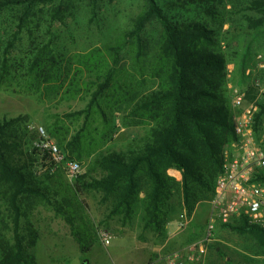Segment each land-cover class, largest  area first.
Returning a JSON list of instances; mask_svg holds the SVG:
<instances>
[{"label": "trees", "instance_id": "16d2710c", "mask_svg": "<svg viewBox=\"0 0 264 264\" xmlns=\"http://www.w3.org/2000/svg\"><path fill=\"white\" fill-rule=\"evenodd\" d=\"M78 1L0 0V86L38 98L60 94L86 101L81 110L63 114L69 125L56 116L46 130L66 160L80 163L90 159L87 171L69 186L71 195L53 202L47 183L55 177L54 182L61 185L62 179L57 169H52L48 155L23 149L28 141L26 126L21 130V124L26 123L27 115L0 120L4 225L0 264H35L29 248L38 237L30 223L28 201L51 206L72 228L81 253L90 250L92 239L75 227L69 203L70 197L84 192L100 194L110 207L106 219L120 216L123 223L130 221L140 204L142 229L162 237L166 219L173 212L171 199L177 198L178 207L188 214L201 200L211 199L223 149L236 139L227 89L228 56L219 42L227 20L224 16L218 19L217 9L205 5L210 0H172L166 10L198 6L213 25L181 22L168 15L160 0H143L131 31L118 37L120 45L105 44L66 57L57 50L51 27L65 24ZM246 1L248 10L256 15L246 18V31L259 34L264 30V0ZM5 16L11 18L7 23ZM150 25L157 28L154 35L147 30ZM23 36L26 43L15 54ZM126 43L134 49L133 74L124 82L119 63ZM259 109L257 120L264 113V104ZM116 115L122 126L130 123L144 128L142 137L134 139L125 151L108 146ZM38 158L46 167L45 180L39 181L33 174ZM168 170L178 171L180 180ZM228 228L264 249V229L246 223Z\"/></svg>", "mask_w": 264, "mask_h": 264}, {"label": "rangeland", "instance_id": "374dc122", "mask_svg": "<svg viewBox=\"0 0 264 264\" xmlns=\"http://www.w3.org/2000/svg\"><path fill=\"white\" fill-rule=\"evenodd\" d=\"M171 1L159 2L168 15L181 22L196 20L213 25L203 8L198 6L167 11L166 4ZM143 2V0H79L77 8L66 18L65 24L55 23L51 27L55 34L57 50L66 57H72L105 44L120 45V42H117L118 37L131 31L132 21L142 10ZM205 5L217 9L218 19H223L224 16L227 20L220 30L219 42L221 51L228 56L226 67L228 83L231 82L234 87L245 92L246 98L256 106L257 114L260 110L259 105L264 104V95L256 100L260 94L252 89L246 91L248 88L246 80L247 78L259 80L264 85V68L260 67V63H264V30L259 34L246 31V18L256 17L248 10L249 5L246 0H210ZM4 19L7 23L11 18L5 16ZM154 25L148 27L149 34L156 33L157 28ZM125 41L127 43L129 41L126 36ZM25 43L26 39L23 36L18 48L14 50L15 54L22 50ZM127 43L120 51L119 63L121 68L119 76L124 82L133 74L131 60L134 49L133 45L129 46ZM244 53L247 55L246 59ZM244 60H247L246 64ZM247 70H249L248 74H246ZM228 96L231 101L229 89ZM85 102L79 98L67 99L60 94L43 95L38 98L37 95L14 92L12 88L0 86V120L27 115L26 123L21 124V130L26 126L28 141L23 149L35 150L34 145L41 138L39 128H42L46 136L56 143L55 139L47 134L46 126L51 124L56 116L61 118L63 114L81 110ZM116 116L114 134L108 146L110 150L125 151L134 139L142 137L144 128L132 126L130 123L122 126L120 117ZM62 120L67 125L70 124L64 117ZM254 128L257 134L264 128V113L258 120L256 118ZM72 129L74 126L71 127ZM30 136H34L35 139L29 140ZM38 160L33 174L39 181L45 180L46 167L40 158ZM89 162L90 159L80 162L81 174L87 171ZM56 169L62 184L54 182L55 177L47 183L51 186L49 193L53 195V202L61 201L63 195L70 196L69 186L74 183V180L66 177L61 167ZM169 175L180 180L177 173L170 172ZM73 197H70L69 206L74 213V224L92 239L90 250L81 253L72 228L57 216L51 206L43 201H28L30 223L37 231L38 237L35 246L29 248L35 264H153L159 258L162 264H167L166 261L173 260L176 253L183 252L189 245L202 242L206 234L210 213L208 199L201 200L190 214L178 207L177 198L171 199L169 203L170 208L173 207V212L166 219L164 235L159 237L142 229L143 210L140 204L135 207L130 221L123 223L120 216L106 219L110 207L108 203L102 202L100 194L84 192ZM2 215L3 208L0 205V233H3L4 229ZM24 227L25 225H23L25 232ZM103 234L108 236L107 245L102 241ZM6 236L8 237V233L6 234L5 231V238ZM203 243L204 253L199 255L197 260L182 262L177 258L174 264L181 262V264H264V249H260L255 240L241 236L228 227L219 228L214 233L212 242Z\"/></svg>", "mask_w": 264, "mask_h": 264}, {"label": "built area", "instance_id": "2783aa9c", "mask_svg": "<svg viewBox=\"0 0 264 264\" xmlns=\"http://www.w3.org/2000/svg\"><path fill=\"white\" fill-rule=\"evenodd\" d=\"M264 68V63H260ZM249 70L246 71V74ZM247 90H256L264 95V85L259 80L247 78ZM231 92L232 116L236 139L226 144L222 153V168L216 178L211 199L208 201L210 213L206 224V234L202 242L189 245L183 252L168 259L167 264H174L179 258L195 261L204 253L205 244L213 240L214 233L222 226H234L246 223L264 229V128L257 134L256 106L246 98L244 91L227 84ZM256 102V101H255ZM40 140L35 143V150L48 155L52 169L62 168L69 180L81 174V164L75 160H66L59 147L39 128ZM104 244H109L107 235H102ZM153 264H162L160 258ZM181 262V263H182ZM180 263V264H181Z\"/></svg>", "mask_w": 264, "mask_h": 264}, {"label": "crops", "instance_id": "0c3cea01", "mask_svg": "<svg viewBox=\"0 0 264 264\" xmlns=\"http://www.w3.org/2000/svg\"><path fill=\"white\" fill-rule=\"evenodd\" d=\"M170 172L172 173V174H175V173H177L178 175H179V177H180V173L179 172H177V171H175V170H168V173L170 174ZM178 177V176H177ZM177 180H178V178H177Z\"/></svg>", "mask_w": 264, "mask_h": 264}]
</instances>
